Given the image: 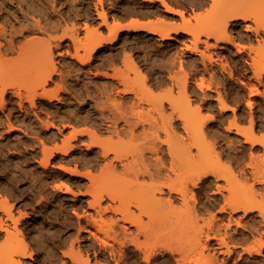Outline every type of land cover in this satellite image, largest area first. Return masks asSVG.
<instances>
[{
	"label": "bare ground",
	"instance_id": "bare-ground-1",
	"mask_svg": "<svg viewBox=\"0 0 264 264\" xmlns=\"http://www.w3.org/2000/svg\"><path fill=\"white\" fill-rule=\"evenodd\" d=\"M99 1L102 4L105 3L103 2L104 0ZM145 1H159L165 7V11L179 15L184 23L189 21L186 18V11L183 8L176 6V4H173V0L172 2L170 0ZM202 3L205 5L208 4L210 6V8H207L209 9L208 11H206L207 13L204 14V20L202 23L201 33L204 38L202 39L200 36L196 37L194 46L192 45L193 47H188L190 51L200 52V47H198V43L200 41H203L204 43V48H202L203 51L201 52L203 65H201L204 66L205 69L203 73L207 72L210 74L209 76L211 77V82L210 84L206 85L204 84L205 82L202 83L205 78H203V76L201 75V77L203 78V80H201L200 82L201 89H211L213 87L212 83L216 81L224 82L227 80L231 81L236 79L244 82V80L246 79L254 78L259 82V84H264V24H262V22L259 23L260 20L257 19V11L261 7H264V0H204ZM102 4L101 6L105 5ZM61 8H58V0H54L52 4L51 2L49 4V0H0V37L2 36L5 39L4 42L0 41V69H2L3 66L1 63L6 62L7 55L13 52H17L18 57L32 58V56L34 55V58H32L34 62L35 57L39 55V51L37 52L36 50L39 46L42 45L41 38L39 37H41V35L43 34H52L63 31V34L61 36H58L54 39L55 47H67V50L64 48L66 50L65 53L69 54V47L72 46L74 48V52L72 53V48L70 56L72 57V61L74 63L79 64V66H77V68L74 70V73H76V78H80V74H82L84 71L86 72V66L89 65L91 61H93L95 54L98 53L100 49L105 47V45L113 44L114 42H116L122 30H129L135 32L146 30L151 34L159 35L162 40H172L175 38L176 34L192 33L193 28L195 27V25L193 24H189L188 26L180 25L175 27H163L159 26L157 22L151 20L149 22L148 20L142 21L137 18H131V21L129 20L126 23H124V21L115 19L113 22H110V19H108L109 14L107 13L108 10H106L107 8L105 9L104 7H101L102 9L98 10L99 18L102 19V22H100L109 31V34L105 35L104 32H102L104 28L102 30L97 28L96 25L98 24V22L96 25L94 24L96 27L92 29V27H90L92 24L90 25V23H88V18V20L83 24V26H80L81 24L79 25V22H73L72 25H69V27L67 26V28H64L63 22H65L66 19L60 13ZM13 22H19L21 28L16 29L14 25L9 24ZM100 22L98 27L101 25ZM252 22L255 24H253ZM81 28L82 30L84 29L86 31L85 38H82L81 35H79V31ZM32 33L36 34V37L28 40L27 37L25 41H23L24 39L22 40V42L24 43H18L20 37H26L27 35ZM29 37L33 36L29 35ZM233 47L238 50L240 55L246 54V56H240L242 58V62L238 63L237 61H234V65H232V63L230 64L229 62L224 61L227 59L224 58L223 60L221 57H219L218 52L219 49L231 50ZM64 49L60 52L61 55H63ZM83 49L84 52H81L83 51ZM35 52L37 53V55H35ZM261 54H263V56H261ZM42 55V64H45V67L47 65L50 69L48 68L49 70L45 71L46 69L44 70V68H42L43 65L41 66L40 64H38V69L40 71L36 69L37 72H35L34 77L37 79L38 88H41L40 91H38L37 89L31 91L30 89L25 88L28 86L24 87L23 85V88L22 86H20V84L15 83H11L15 86H12V90L9 89V86H11L9 85L10 83L8 85L2 84L3 87L0 86L2 87L0 88V110H5L7 105V95L9 93H12V95L16 96V99L17 97L19 98V101H17V105H19L18 107H20V110L23 111V113L25 112V115H23L22 113V115H20V119H18L19 125H25L27 128H29L31 125V122H28V115L32 108L29 110V112L26 111L28 109L26 108L25 102H29L31 104V107H34L36 105V98H38V96L45 99L48 104H51L54 99H57L58 101L60 100V94L58 91L60 88H62V85L57 86V88H55V86L52 89L47 87V84L54 79V75L58 72V67L55 62V56L52 47L48 46L47 48H44ZM259 55L262 57V59H260L261 57H257ZM38 57L39 56H37L36 58L38 59ZM108 61L111 60L109 59ZM105 64L106 62L104 63V65ZM216 65L222 67L221 71H224V73L228 75V78H226L225 76L221 78L220 76H218L219 74L216 73V70L215 72L213 71V68ZM46 72L48 73L46 74ZM96 73H99V71H97ZM1 75L2 73L0 71V77ZM105 75L107 77H113V79H117L119 81V84H122L124 86V88L119 87L120 90H118V94H125L131 96L133 94L135 95L134 100L132 99L134 96L131 98L133 100L132 105H130V103V107H128L125 103L127 106L126 107L123 101L120 100L121 98L118 99L117 96V98L114 97L115 95L112 96L113 94L111 93V95L109 91L107 93V96H105L107 98V101L105 103L106 105L108 104V106H105L108 108V112L105 109H101V114L99 113L100 117H103L102 121L104 120L106 122V127H103L104 125L101 126V124L98 123H90L93 128L91 127L90 129V127H88L86 129L79 130L77 128L80 127H77L74 129V132L72 131L73 133H70L72 135L74 134V136H76L77 134L83 135L86 133V135H89V139L91 142L88 147L89 150L92 146L99 149L97 158L96 155H94L95 157L93 158V160H89L90 157H87L88 155L85 153L87 155L85 156L87 157V159L81 160V162L84 161L83 163L88 167H93L94 169L96 168L100 170L101 172L100 174L98 173L99 175H95V173H92L90 168H87L89 169V171L86 170L87 172L80 173V171L75 167L69 168L67 165H64L66 167H63L64 163H61L62 169H64V171H70V173L72 174L74 173L77 175L86 176L89 179L90 184L88 191L93 197L92 201L89 200L91 201L90 205L92 207H96V211L98 212V214H100L101 218H103L101 216V213L104 211L105 213H108L106 211L110 210L114 212L116 218L114 217V215L109 217H113L109 224L111 226V230L113 229L114 234H116L115 232L117 230L115 231L114 227H117V225H119V231H121V234L124 238L123 241L125 240L124 243L122 242L121 244L125 246L126 244H128L129 246L131 244L132 246H134V254H142L141 258H143L144 262H147V264H151V261L156 258V255L158 253H160L158 250L161 249L165 251H170L171 254H177L176 256L174 255L175 257H177V259L173 256L172 257L177 260L178 264H214L213 261L216 262L215 259H217V257L216 255H212L211 258L209 257L211 256V249L209 250L210 253H206L205 251L206 255L203 251L207 246L206 243L213 240H217L220 246L223 249L225 248V251H228H226L227 255L232 253L233 248H230L232 243L231 245H229V241L238 243V240H235L236 235L234 238V236L231 235L228 231L229 227H231L232 221L234 220L233 222H237L235 221L233 215L234 213L243 212L242 214L244 215V217L252 213H258L257 216L259 219L257 222L261 225H264V135L260 136L257 134V123L255 121V117L251 116V114V117L249 119L250 124L249 126H246L247 124L244 125V122H246L248 119L245 118L242 114H239L236 106L240 105L238 104L239 101L237 103H234L235 106H233L234 104L231 105V102L229 103L228 99H226L227 97H224L223 94L220 92L221 89L216 91L217 95L215 97L208 96L209 98H212L213 101L215 100L218 103V108L220 109L222 115L223 113L226 114L227 111L233 112V117L227 121L228 124L225 126L224 129L226 130V132L229 133L234 132L236 134V141H240L242 138L243 141H241L244 142L243 145H250V156H248L251 159L249 158L248 160L251 161L248 162L245 159V156L247 155L245 154L246 148L243 145H236L237 142L235 140L226 139V146H219L220 141H217L216 139L221 136V129L219 125H209V123L216 122V119L218 118L212 113L214 110L212 112H208V114H206V112L205 115L203 113L204 109L199 103L198 105L195 103L196 107H193V101L191 100L190 96H188L189 91L187 81H185V83L183 81L181 82L183 84L179 85V92H177V95L179 93V97L180 94L183 95V97L178 98L176 94L172 93V88L169 90L172 95L174 94V98L171 97V99L169 97L170 100L167 99L168 102L166 101L170 106L169 111L171 110L170 112H168V106L166 107V105L163 103L164 100H162V103L160 104L158 102L160 100L156 99L159 103L156 104V101L153 102L155 100L154 97V99L151 100L152 97L143 98L142 96H140L139 90H137L138 87L135 85V83L125 80L117 73L112 75L110 72H108ZM110 83L108 82V84ZM200 83L198 85H200ZM16 85H19V87L17 88ZM107 86L106 89L110 87ZM118 86L116 85V87ZM150 90L153 91L151 86L149 88V91ZM200 97L201 96H199V98ZM11 100L13 99L11 98ZM249 102L250 104H253L252 101ZM103 103L102 105H104ZM146 103L147 106H145ZM207 105L208 111H211L213 109V103L209 102ZM205 107L207 106L205 105ZM98 110H100V108ZM36 116L35 119L40 115H38L37 117ZM15 117L18 118L17 115H13V118ZM7 118V121H9V123L7 124L9 125L10 129H12L14 126L11 123L12 121L10 115H8ZM85 121L86 120H84L83 122ZM104 121L102 122L103 124ZM44 122H42V124ZM49 122L47 121V123ZM46 124L44 125L48 128V124ZM86 125L88 124L86 123ZM69 126H71V122ZM106 134L108 135V138H106L105 140L100 138V135ZM126 135H128L130 139H144V142L141 141V143L143 144L146 143L144 147L142 146L143 150H141V152H137L138 154L135 153V155L133 154V152L129 154L128 152L124 151V148L120 149L119 147H117L116 144L118 143L119 145L120 142L124 140L123 137ZM213 137L215 138V141L212 140ZM68 138L70 139L72 137ZM64 139H66V137ZM69 139H67V142L64 141V143L66 144L62 147L56 145L55 147H47L45 145V141H43V144L41 145H44L43 151L45 152V157L43 158V161H41V158L44 155L41 156V163L44 166H47L52 157H57V153H62L61 156H59L60 159L64 160V162L66 160V163L68 162L67 164H69V161H67L69 157L67 155H69V149L73 146ZM100 139H102L103 141ZM88 143H85L84 145ZM258 146L262 147L263 153L259 152L261 154H258L259 149L257 150V152L254 151L255 149H257ZM139 147H141V144ZM89 155L92 154L89 153ZM75 165L77 164L75 163ZM210 176L216 179V184L213 183L212 180H210ZM251 178L254 182H251ZM221 180H224L223 182L225 183L220 184L218 181ZM120 183L123 184L125 187V190H123L124 194H121L122 197H119L116 194L114 196V194H112L111 192L109 193L107 191V194L112 202L110 203L108 201V205H103V200H105L106 196V190ZM213 184H215L214 188ZM60 185H57L56 187L59 188L62 186ZM259 185H261L262 187L259 188ZM120 187L123 188V186ZM67 189L71 190L69 186H67ZM197 189H199L198 192H196ZM115 190H117V188ZM210 191L212 192L211 195L208 194ZM197 193L198 195H200L199 197L205 194L207 195L206 197H208L209 199L204 198L207 201L204 200L205 202H202L198 200ZM116 196L120 198V201L118 200L120 202L119 205L116 204ZM8 203L9 204L6 203V198L4 201L1 198L0 212L4 211L5 214L3 215V217L6 215V218L4 220L1 217L2 214L0 215V233H4V236L0 238V264H24L22 258L31 257L32 252L30 251V247L28 245L29 243L27 244L21 230L19 229L18 224L20 218H16L17 216L13 213L11 208L12 205H10V202ZM225 213H229L228 215L230 216L226 219L228 220V222L224 221V223L227 222L228 224L226 223L222 225L221 222H223V219L221 220L222 217H220L219 215H223ZM20 215L23 217L22 213ZM87 216L89 215L87 214ZM92 218H95L94 215ZM6 219L10 220V222L12 223H8ZM237 219H241V217L238 218L237 216L236 220ZM102 220L103 219H101V221ZM105 220H103V222ZM92 221L93 219L91 220V222ZM94 222L96 223L95 220ZM94 222L92 224H94ZM239 223L237 224L239 225ZM259 224L257 225L256 223L257 226H255V229H252V227L250 228L251 230H253V232L258 233V235H261L263 237L264 229L263 227L260 228ZM250 226H252V224ZM226 227L227 229H225ZM84 229H86V227ZM121 237L122 236H120V238ZM166 237L170 239H167V241L165 242L163 241L161 246L160 244L159 246L156 245L162 242V240L160 242L159 239H165ZM255 237L257 236H254L255 241H252L253 237L251 239V241L254 242L253 244H246L247 247H242V252L244 251V253H247V256L262 255L264 252L263 239L260 237ZM143 238H146V243L142 241ZM259 238L260 240H258ZM150 239L151 241L153 240V242L157 240L159 241H157L158 243L154 242V244L152 242L153 245H150ZM147 242L149 243L148 245H146ZM240 242L241 241L239 239V243ZM247 242L249 241L247 240ZM103 243L107 244L106 241H104ZM239 243L238 245L240 246ZM114 246L115 245H113V247ZM125 246H123V248ZM113 247L111 249H113ZM160 247L161 249H159ZM210 247H213V245H210ZM31 249L33 250V248ZM111 249L110 254L112 253ZM71 251L72 252L70 254L66 255H70L72 261L75 260L76 264L78 262H81L83 264H89V258L84 259L80 252H74L73 250ZM221 251L223 250L221 249ZM236 251H238V249ZM242 252L237 253L241 255L240 253ZM162 253L165 252L162 251ZM123 256H126V254ZM123 256L121 257L122 259H124ZM169 256L171 255L169 254ZM130 259L131 258L127 259L128 264H133L132 261H134L135 263L138 262L137 260H131V262H129ZM164 260L166 259L164 258ZM216 264H218V261Z\"/></svg>",
	"mask_w": 264,
	"mask_h": 264
},
{
	"label": "rangeland",
	"instance_id": "rangeland-1",
	"mask_svg": "<svg viewBox=\"0 0 264 264\" xmlns=\"http://www.w3.org/2000/svg\"><path fill=\"white\" fill-rule=\"evenodd\" d=\"M53 1L54 0H49V4L50 2L52 4ZM98 1L99 0H58V8L62 7L61 10L59 9L60 13L66 19V21L63 22L64 28H67V26L69 27V25H72L73 22L74 23L79 22V25L81 24L80 26H83V24L89 19L90 21L88 20V23H90V25L92 24L90 26L92 27V29L96 26L98 29H101V30L104 28L102 32H104L105 35H108L109 31L105 26L102 25L101 23L102 19L99 18V15H98V10L99 9L101 10L102 9L101 7H104L105 9L107 8L106 10H108L107 13L109 14L108 19H110L109 20L110 22H113L115 19V20L124 21L125 23L127 20H130L131 18L133 19L137 18L140 20L148 19V20L157 22L159 26H163V27H175V26H180V25L188 26L189 24H193L195 25V27L193 28L192 33L176 34V36L174 35L175 38L172 40H162L159 35L151 34L146 30H142L138 32L122 30L116 42H114L113 44L105 45V47L100 49L99 52L95 54L93 61H91V63L86 66V69H85L86 72L84 71L82 74H80L79 76L80 78L78 77L76 78V73H74L75 72L74 70L77 68V66H79V64L74 63L72 61V57L70 56L73 47L72 46L69 47L70 54L65 53L67 50L66 49L67 47L65 46L60 47V48L55 47L54 39L58 36H61L63 34V31L52 33V34H43L41 35V37H39L41 38V41H42L41 43L42 45L39 46L36 50L37 52L39 51L38 52L39 55H37V53L35 52V55L39 56L38 57L39 60L36 58L37 57L36 56L35 57L36 61L34 60L33 62L32 58H34V55L32 56V58L18 57V53L13 52L7 55L6 62L1 63L3 66H2V69H0L2 73L0 77V86L3 87L2 84L8 85L10 83L9 85L11 86H9L10 87L9 89L12 90V88L15 86L11 83H15V84H20V86L22 87L23 85L24 87L28 86L25 88H28L31 91L32 90L34 91V89H37L38 91H40L41 88H38V82L34 76H35V72H37L36 69H38V64H40L41 66L43 65L41 61L43 58L42 54H43L44 48L51 46L52 50L54 51L55 62L58 67V72L54 75L55 76L54 79L51 80L47 84V87L52 89L55 86H56L55 88H57V86L62 85L61 86L62 88H60L58 91L60 94L59 101L57 99H54L51 104H48V102L45 99L38 96V98H36L37 99L36 105L34 107H31V104L29 102H25L26 108L28 109L26 111L29 112V110L32 108L28 115V118H29L28 122H31L30 123L31 125L29 128H27L25 125H22V124L19 125L18 119H20V115H22L23 111H21L20 107H18L19 105H17L18 104L17 101H19V98L17 97L16 99V96L12 95V93H9L7 95V105H6L5 110H3L4 112L0 110V202H1V198L3 199V201L6 198V203L9 204L8 202H10V205H12L11 207L12 211L17 216L16 218H20V221L18 224L19 229L21 230L27 244L29 243L28 245L30 247V251L32 252L31 257L22 258V261L24 262V264H76V261L75 260L72 261L70 255H66V254H70L72 252L71 250H73L74 252H80V254L82 255L84 259L89 258L90 260L89 264H128V261H127L128 258H131L129 262H131V260L138 261L137 263L132 261L133 264H142V263L144 264L145 263L143 258H141L142 254L141 255L134 254V251H135L134 246H132L130 243H129L130 246L128 244H126V246L121 244L122 242L124 243L125 240L123 241L124 238H123V235L121 234V231H119L120 229L119 225H117V227L116 226L114 227V230L115 231L117 230L115 232L116 234H114L113 229L111 230V226L109 224L113 217L112 218H109V217L114 215V217L116 218V215L114 214V212L110 210V211H106L108 213H105L104 211L102 212L104 214L101 213V216L103 217L101 218L100 214H98V212L96 211V207H92L90 205V202L93 200V197L88 191L89 184H90L89 179L83 175H77L74 173L73 175L72 173H70V171H66V170L64 171V169H62V164L64 163L63 167H66L64 165H67L69 168L75 167L80 171V173L87 172L89 171V169L87 168H90L91 172L95 173V175H97L98 173L100 174L101 172L100 170L96 168L95 170L93 167L92 169L91 167H88L87 165H85L83 163L84 161L81 162V160H85L87 159V157H90L89 160H93V158L95 157L94 155H96V158L98 155V151H99L98 148H95L94 146H92L90 150L88 148L89 145L91 144L89 135H86L85 133L83 135L77 134L76 136H74V134L72 135L70 133H73L74 129L77 127H80V128H77L79 130L86 129L88 127H90L91 129V127L93 128V126L91 125L92 123H98V124H101V126L104 125L103 127H106L105 125L106 122L104 120H103L104 124L102 123L103 117L102 116L100 117V114H101L100 111L101 109H105L106 111L108 110V108L106 107L108 106V104L106 105L105 103L107 101V98L105 96H107V93L109 91H110L109 92L110 94L111 93L113 94V95L111 94L112 96L115 95L114 97L117 96L118 99L121 98L120 100H122L124 104L126 103L128 107L132 105V101L134 100L135 95L133 94L131 96V95H125V94H118V90H120L119 87L124 88V86L122 84H119V81L117 79H113V77L111 78L107 77L105 75L106 73L110 72L112 75L117 73L118 75L123 77L125 80L135 83V85L139 88V89L137 88V90H139L140 96H142L143 98L152 97L151 100L155 98L153 102L156 101L155 102L156 104H159V103L161 104L162 100H164L163 103L166 105V107L168 106L167 107L168 112H170L171 110L169 111L170 106L167 103L168 102L167 99L170 100L171 97L174 98V94H176L178 98L183 97V95L181 94L179 97V93L177 95V92H179V85L183 84L181 82L183 81L185 83V81H187L188 91H189L188 96H190L191 100L193 101V107L195 108L196 104L198 105L199 103L204 109L203 110L204 114L206 112H207L206 114H208V112H212L214 110L212 113L215 116H217L218 119H216V122L209 123V125H212V126L219 125L221 129L220 130L221 136L217 138L216 140L220 141L219 146L220 145L226 146L227 140L230 139V140L236 141V134L234 132L232 133L226 132V130L224 129L225 126L228 124L227 121L233 117V112L227 111L226 114L223 113L222 115L220 109L218 108V103L215 100L213 101L212 98H209V97H215L217 95L216 91L221 89L220 92L223 94L224 97H227L226 99H228L229 103L231 102V105L239 101L238 104L240 105L239 106L236 105L238 112L239 114H242L245 118L248 119L246 122H244L245 124L244 123L243 124L244 125L247 124L246 126H249L250 124L249 119L251 116H254L255 121L257 123V134L260 136L264 135L263 133L264 132V84L262 85L261 83L259 84V82L255 80L254 78L244 80V82L246 83L248 82L247 84L242 82L241 80L236 79V80H231V81L227 80L224 82L216 81L212 83L213 89L212 88L211 89H208V88L201 89L200 82L201 80H203V78L205 79L202 81V83L205 82L204 83L205 85L210 84L211 82V77L209 76L210 74L207 72L203 73L205 69H204V66H202L203 59L201 56V52L203 51L202 48H204V43L203 41L202 42L200 41L198 43V47H200L199 48L200 52L190 51L188 47H191L192 45L194 46L196 37L200 36L202 39L204 38L201 33L202 23L204 20V14L207 13L206 11L209 10L207 8H210L208 4L205 5L202 3L204 0H194V1L193 0H173V4H176V6L181 7L186 11V18L190 21V23L189 21L184 23L182 18L179 15L172 14V13L165 11V7L159 1L150 2V1H145V0H104L103 2L105 3L103 4L100 1L99 2ZM170 1L172 2V0ZM101 4L102 5L105 4V5L101 6ZM257 16H258L257 19L260 20L259 23L262 22V24H264L263 23L264 22V7H261L257 11ZM99 22L101 25L98 27ZM13 23H9V24L14 25L16 29L21 28L19 22H13ZM94 24L95 25L97 24V25L95 26ZM81 30L82 28L80 29V31ZM80 31H79V35H81L82 38H85L86 31L84 29L81 32ZM29 35L30 36L32 35L33 37H29ZM29 35H27L26 37H20L18 43L19 44L24 43L22 42V40L24 39L23 41H25L27 37H28L27 40L36 37L35 36L36 34H33V33ZM0 38H1L0 39L1 42L5 41L4 37L1 36ZM170 45L172 46L175 45V46L172 47ZM63 49H64L63 55H61L60 52ZM73 52H74V48H73L72 53ZM81 52H84V49ZM218 52H219V57H221L223 60L224 58L227 59L224 61L229 62L230 64L232 63V65H234L233 64L234 61H237L238 63L242 62L241 60L242 58L240 56H243V55L246 56V54L240 55V53L235 47H233L231 50L230 49L228 50L219 49ZM233 53H235L236 55ZM261 56H263V54H261ZM261 56L259 55L257 57L260 58ZM109 59L111 61H108ZM260 59H262V57ZM105 62L106 64L104 65ZM42 68H44V70L46 69L45 71H48L50 69L47 65L45 67V64L43 65ZM96 70L99 71V73H96L97 72ZM215 70H216V73L219 74L218 76H220L221 78H223L224 76L228 78V75L224 73V71L223 72L221 71L222 70L221 66H218V65L214 66L213 71L215 72ZM47 73L48 72H46V74ZM201 75L203 76V78L201 77ZM158 80L160 83L158 82ZM108 82L109 83L111 82L110 83L111 85L108 84ZM114 82H116L117 84ZM199 83L200 85H198ZM107 85H109L110 87ZM116 85L117 86L119 85V86L116 87ZM106 86L109 88L106 89ZM150 86L153 89V91L152 90L149 91ZM225 86L227 89L225 88ZM16 87L18 88L19 85H16ZM171 88L173 89L171 90L173 91L172 93H174L173 95L172 93L169 92ZM232 92L233 93L235 92V93L233 94ZM88 93L89 94L91 93L90 96ZM92 94L94 95V97ZM226 94L227 95L229 94L228 95L229 97ZM199 96L201 97L199 98ZM204 96L206 97V99ZM123 97L124 98L126 97V98L124 99ZM11 98L13 100H11ZM156 99L160 100L161 102L158 101L159 102L158 103ZM202 99H204L205 101ZM102 100L104 103L102 102ZM249 101H252L253 104H250ZM209 102L213 103L212 105L213 109L211 111H208L207 109L208 108L207 104ZM102 103L104 105H102ZM205 105L207 107H205ZM145 106H147V103ZM233 106H235V104ZM99 108L100 110H98ZM32 112L35 114H33ZM7 114L10 115V118L12 121L11 123L14 126L12 129H10L9 125L7 124L9 123V121H7L8 120ZM13 115L15 116L17 115L18 118L16 117L13 118ZM23 115H25V112L23 113ZM34 115L35 116L40 115L41 117L36 116L37 118L35 119ZM53 116L55 119L53 118ZM84 120H86L87 122L86 121L83 122ZM99 120H100V123H99ZM47 121L48 122L50 121V122L47 123ZM42 122L44 123L42 124ZM70 122H71V126H69ZM258 122L261 126L258 124ZM46 123L48 124V128L47 126L44 125ZM86 123L88 125H86ZM61 128L63 131L61 130ZM259 130L260 131L262 130V131L260 132ZM19 136H20V139H19ZM65 137L66 139H64ZM68 137H72V138L69 139ZM128 137H129L128 135L124 136L123 137L124 140L120 142L119 145L118 143L116 144L117 147H119L120 149L124 148V151L128 152L129 154H131V152H133V154L135 153L138 154L137 152H141V150H143L144 145H146V143L144 144L141 143V141H143L144 139L141 138L137 140V139H130V137L129 138ZM100 138L105 140L106 138H108V135L107 134L100 135ZM67 139H69V141L73 145L72 146L73 148L71 147L72 149L71 148L69 149V152H68L69 155H67L69 158L65 157V158H68L67 161H69V164H67L68 162L66 163V160L64 162V160L60 159L59 156H61L62 153H59V154L57 153V157H52L49 164L47 166H44L41 163V161H43V158L45 157V152L43 151L44 145H41L43 144L42 142L45 141V145L47 147H55V145L62 147V146H65L66 143H64V141L67 142ZM212 140L215 141V138L213 137ZM241 140L243 141L242 138ZM241 140L236 141L237 142L236 145L238 146L243 145L244 142H242ZM85 143H88V144L84 145ZM140 144H141V147H139ZM86 146H87L88 151L86 150ZM243 146L246 148L245 154H247L245 156V159L249 162L251 161V160H248L250 158L249 152L251 150V147L250 145H246V144ZM137 147L141 149L139 150ZM133 150H135L136 152ZM257 150H258V154L263 153L262 147L258 146L257 149H255L254 151L257 152ZM96 151H97V154H96ZM89 153L92 154L93 156L89 155ZM41 156L43 157L41 158ZM70 156L73 158V160ZM77 157L80 159H78ZM40 158H41V161H40ZM75 163L77 165H75ZM263 170H264V167H263ZM209 178L210 180H212L213 183L216 182V179L214 177L210 176ZM250 180L251 182H254L252 178ZM223 181L224 180H221L218 182L220 184L222 183L224 184L225 182ZM215 184H213V188ZM57 185H60L61 187L57 188L56 187ZM66 185L69 186L71 190H68ZM118 185L123 186V188ZM260 187L262 186L259 185V188ZM113 188L115 189L117 188V190ZM123 190H125V187L121 183L117 184L114 187L112 186L110 189H107L105 192L106 196H105V200H103V205L105 204L108 205V201L110 203L112 202L110 197L107 194V191L109 193L111 192L112 194H114V196L116 194L119 197H122L121 194L123 193ZM198 191L199 189L196 190V192ZM208 194L211 195L212 192L210 191ZM199 196L200 195H198L197 193L198 200L202 202L207 201L205 200L206 198L209 199L208 197H206L207 195L205 194L201 195V197ZM119 197L116 196L117 198L116 204L118 205L120 204ZM210 198H213V197H210ZM88 202H89V205H88ZM21 213L23 214V217L20 215ZM242 213L243 212L233 214L235 221L237 222H233L234 221L233 220L231 223V227H229L228 229V231L230 232L231 235L234 236V238L236 235V238L238 239L235 238V240H238V243H239V239L241 241L239 243L240 246L238 245V243L229 241L230 242L229 245H231L232 243L230 248L231 249L233 248L232 253L228 254L230 256L227 255L228 251L226 250L227 251L226 252L224 250L225 248L223 249L220 246V244L217 242V240H213L207 243L205 242L207 246L205 248L206 250L203 248L204 254H205V251L206 253L211 252V256H209L210 258L212 257V255L213 256L216 255L217 259H215L216 262L213 261L214 264H216L217 261H218V264H250V263L251 264L252 263L264 264V256H263L264 252L262 255H254V256H249V255L247 256V253H244V251L242 252L243 250L242 247L244 246L247 247V245H251L254 243L252 242V241H255L254 236L260 237L264 241V236L262 237L261 235H258V233L253 232V230H251L250 228L252 227V229L253 228L255 229V226L259 224L257 222L259 219L257 216L258 213L257 214L252 213L254 216L252 214H249L248 216L246 215L245 217ZM4 214H5L4 211L0 212L1 217L5 220L6 215L3 217ZM87 214L89 216H87ZM228 214L229 213L219 215L220 217H222L221 220L223 219V222H221L222 225L228 222V220H226L227 217L230 216ZM93 215L95 218H92ZM237 216L238 218L241 217V219L236 220ZM88 219H91V220L93 219V221L91 222V220H88ZM101 219L105 221L103 222V220L101 221ZM94 220L96 221V223L94 222ZM251 220H252V223H251ZM6 221L8 223H12L8 219H6ZM224 221H227V222L224 223ZM93 222L94 224H92ZM237 223H239V225ZM251 224L252 226H250ZM85 227L86 229H84ZM259 227L260 228L263 227L264 229L263 224L262 225L259 224ZM225 229H227V227ZM119 235L122 236L121 237L122 239L120 238ZM3 236H4V233H0V238ZM260 238L258 240H260ZM143 239L142 241L145 242L146 238H143ZM165 239L164 238L159 239L160 242L162 240L161 243L157 242L159 240L154 241V242L158 243L156 245L159 246L160 244L161 246L163 241L165 242L167 241V239L169 240L170 238L166 237ZM246 239L249 242H247ZM104 241H106L107 244L103 243ZM150 241H149V243H151L150 245H153L154 244L153 240L151 242ZM149 243L147 242L146 245H148ZM233 244L234 246L237 244L238 247L236 245L235 246L236 248H235ZM113 245H115L114 246L115 248L113 247ZM210 245H213L215 249L213 247H210ZM123 246L125 247L123 248ZM112 247L113 249H111ZM31 248H33V250ZM220 248L225 252L221 251ZM110 249L114 255L112 253H111L112 255L110 254ZM159 249H161V247ZM210 249L211 251L209 252ZM213 249L216 251H214ZM237 249L238 251H236ZM158 251L160 253H158L156 255V258L152 260L155 264H178L176 260L177 257H175L177 254H171L170 251H165L162 249ZM162 251L165 253H162ZM217 251L220 253H218ZM237 252L238 253L242 252V253H240L241 255H239ZM125 254L126 256H123ZM169 254L171 256H169ZM217 254H221V255H217ZM242 254H243V257H242ZM122 256L124 259L121 258ZM172 256L176 259H174ZM163 257L166 260H164ZM213 260H214V257H213ZM152 261H151V264H154ZM77 264H83V263L78 262ZM145 264H147V262Z\"/></svg>",
	"mask_w": 264,
	"mask_h": 264
},
{
	"label": "crops",
	"instance_id": "crops-1",
	"mask_svg": "<svg viewBox=\"0 0 264 264\" xmlns=\"http://www.w3.org/2000/svg\"><path fill=\"white\" fill-rule=\"evenodd\" d=\"M147 20H148V19H145V21H147ZM127 21H129V20H127ZM127 21H126V22H127ZM130 21H131V19H130ZM142 21H144V20H142ZM149 21H150V20H148V22H149ZM126 22H125V23H126Z\"/></svg>",
	"mask_w": 264,
	"mask_h": 264
}]
</instances>
